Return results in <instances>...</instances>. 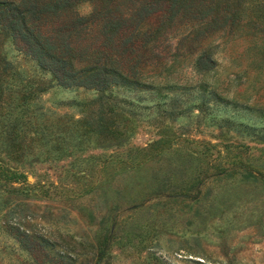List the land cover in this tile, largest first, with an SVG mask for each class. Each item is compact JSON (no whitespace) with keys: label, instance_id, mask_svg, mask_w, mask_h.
Here are the masks:
<instances>
[{"label":"rangeland","instance_id":"374dc122","mask_svg":"<svg viewBox=\"0 0 264 264\" xmlns=\"http://www.w3.org/2000/svg\"><path fill=\"white\" fill-rule=\"evenodd\" d=\"M242 14L197 40L177 15L154 89L60 86L0 29V264H264V3Z\"/></svg>","mask_w":264,"mask_h":264},{"label":"trees","instance_id":"16d2710c","mask_svg":"<svg viewBox=\"0 0 264 264\" xmlns=\"http://www.w3.org/2000/svg\"><path fill=\"white\" fill-rule=\"evenodd\" d=\"M83 1L0 0V29L11 37L19 51L51 72L60 86L97 90L123 82L157 88L156 70L168 61L157 50V42L168 36L164 35L166 29L177 15L179 19L188 17L197 23V28L191 30L197 40L215 21L219 28L228 21L239 23L244 9L250 7L256 15L264 3L263 0H87L92 8L81 14L77 6ZM124 1L130 6H125ZM218 5H223L221 10L225 13L219 7L215 9ZM232 7L234 11L229 14ZM151 18L156 20L157 27L145 26ZM211 61L209 54L200 53L194 65L208 69ZM147 71H154L153 76ZM27 99L28 96L21 98ZM248 173L256 178L251 171ZM17 233L19 240H27L25 233Z\"/></svg>","mask_w":264,"mask_h":264}]
</instances>
